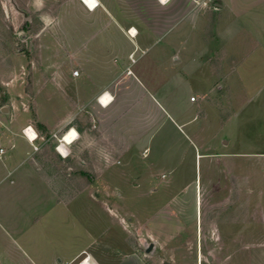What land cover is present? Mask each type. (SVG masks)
Instances as JSON below:
<instances>
[{"label": "crops", "instance_id": "1", "mask_svg": "<svg viewBox=\"0 0 264 264\" xmlns=\"http://www.w3.org/2000/svg\"><path fill=\"white\" fill-rule=\"evenodd\" d=\"M160 1L165 3L167 0ZM202 1L208 5L210 0ZM216 1L213 9L219 15L211 25L215 33L213 36L204 35L206 18H201L194 11L185 13L188 10L187 2L183 12L185 15L181 14L173 22L170 20L165 25L166 29L147 30L146 34L139 35L133 26L131 29L136 32L134 36L129 34V27L124 34V25L109 18L110 5L105 0H96L97 6L92 9L76 0L75 12L68 23L70 32L67 34H55L56 27L62 26L64 29L62 13L55 17L46 14L42 18L43 27H50L51 32L43 38L41 31L38 34L41 42H74L81 45H69L67 49L51 45V50H54L51 57L48 54L51 50L40 49V68L34 70L33 91L35 111L38 121L45 127L44 134L35 128L31 113L26 109L27 95L23 82L17 83L14 79L1 81L11 106L7 115H0V148L3 149L0 155V186L7 182L0 189V231L13 245L8 249L4 246L0 248V264H11L10 261L18 258L24 261L23 264H37L34 259L36 255L29 253L10 230H58L59 209H69L82 196L60 199L37 171L34 156L46 143V139L42 141L41 137L50 140L60 133V145L62 136L74 131L76 136L72 143L64 144L65 151L56 149L68 169L75 170L77 161L82 165L91 163L96 174L84 186L101 188V191L108 187L131 189L133 201L154 193L156 187L153 184L158 176L162 179V188L169 191L179 180L180 172L175 165L176 151L173 149L175 143L170 147L168 140L171 129L182 133L184 127L196 136L199 144H193L190 140L189 143L194 148L197 171L201 159L206 158L210 166L214 159L217 165L220 163V153L213 151L212 143H203L200 137L202 131L198 132L205 118L204 107L209 103L205 101L206 95L201 87L198 92V83H192L190 78L195 74L229 76L228 101L232 114L222 121L216 109L219 124L216 134L219 137L220 129L235 126L239 109L235 105V89L238 87L234 82H244L241 67L245 66L246 71L255 74L264 67V42L257 41L254 49L250 50L253 54L262 50L261 55L252 56L251 53L241 57L238 50L243 42L237 39L236 32L244 29L243 18L259 16L264 19V0ZM199 10L202 13L205 11L201 7ZM78 12L84 15L82 19H78ZM225 15L229 19L224 18ZM73 19L78 22V28L80 25L85 28L84 33L72 34L71 26L73 31L78 29ZM183 23L188 26L180 28L181 33L171 36ZM162 39L167 43L165 55L161 59L156 54L149 56L148 51L155 49ZM91 43L97 45L93 47ZM100 50L102 52H98ZM138 50H141V55L137 60L134 53ZM215 57L219 62L214 61ZM131 58L135 59L133 63ZM162 65L168 69L166 79L159 81L148 76V72H158ZM74 70H78V75L72 74ZM245 83H248V79ZM217 85V89H220V85ZM248 89L251 91L246 92ZM240 90L245 92L244 109L253 103L264 102L262 79H256L253 86L248 88L246 84ZM102 93L107 94L106 98L100 97ZM110 96L113 99L106 102ZM191 97L194 99L191 100ZM18 109L20 113L16 112ZM195 123L198 124L195 126ZM26 126H31L40 134L33 143L22 132ZM166 126L170 127L165 129ZM182 134L188 141L189 133L186 135L183 131ZM228 142V139L219 137V143L227 145ZM82 143L86 144L85 147L92 144L80 154L83 159L78 156ZM33 146H37V149ZM246 154L264 157V148ZM162 162L167 163L166 168L158 169ZM78 167L81 168L80 165ZM155 185L158 186V183ZM98 197L105 200L102 195ZM65 219L63 224L68 226L69 215ZM92 237L87 243L92 241ZM87 243L77 250L62 253L57 263L53 261L52 264H78L85 257H88L90 264H100L91 250H87Z\"/></svg>", "mask_w": 264, "mask_h": 264}, {"label": "rangeland", "instance_id": "2", "mask_svg": "<svg viewBox=\"0 0 264 264\" xmlns=\"http://www.w3.org/2000/svg\"><path fill=\"white\" fill-rule=\"evenodd\" d=\"M84 1L89 9L97 6L96 0ZM105 1L110 5L109 18L124 25V34L128 27L130 31L133 26L139 35L146 34L147 30L166 29L165 25L170 20L173 22L184 14L185 2L188 8L185 13L194 11L201 18H206L207 27L204 35L215 34L211 25L219 15L218 11L213 9L216 0H210L208 5L202 0L182 2L167 0L165 3H161L160 0ZM75 4L76 0H0V115H7L11 106L2 87L3 79H14L17 83L22 81L26 93L27 76L31 74L32 93H26V109L31 113V105L35 107L33 77L35 68H40V49L51 50V45L62 46L65 49L69 45L72 47L81 45L74 42L60 44L41 42L38 36L41 31L42 37L51 32L50 27L45 28L42 24V18L46 14L55 17L62 13L61 23L64 29L62 26L56 27L55 34L69 33L68 23L75 12ZM200 7L205 9L204 13L200 12ZM77 16L78 19H82L84 15L78 12ZM224 18L229 19L226 15ZM73 20L74 26L77 25L78 28V22L76 19ZM241 20L245 26L243 30L236 32V36L239 41L242 39V48L238 47V51L241 57H244L252 53L250 50L254 49L257 41L264 42V19L249 16ZM184 24L172 32L171 36L181 33L180 28L188 26ZM71 30L73 35H78L84 33L85 28L80 25L73 31L71 26ZM145 37L148 38L147 35ZM96 45L90 44L93 47ZM166 47V40L162 39L155 49L148 51V55L156 54L158 59H161L167 51ZM53 51H49L50 57ZM261 53L262 50H259L252 53V56ZM140 55L141 50H138L134 53V58L137 59ZM214 61L219 62V59L216 58ZM29 62L30 69L27 68ZM162 66L158 72H148V76L159 81L166 79L168 69L167 66ZM260 70L255 74L246 71L245 66H242L241 74H244L241 77L244 80L242 83L234 82L235 76H231L238 87L235 89L237 92L235 105L239 111L235 126L220 129L219 137L228 139L227 145L219 143L216 134L219 127L216 109L222 121L232 114L228 101L229 76L223 74L191 76L190 81L198 83V92L201 87L202 93L206 95L205 101L212 105L204 107L205 118L198 132L202 131L200 137L202 136L203 143H212L213 151L220 153L218 158L220 163L217 165L214 159L213 165L211 163L210 166L206 158L201 159L197 171L194 148L189 143L190 140L193 144H199L196 136L183 127L185 134L189 133L187 141L183 137V131L181 133L171 129L168 140L170 147L175 143L173 146L176 151L175 165L178 166L180 176L170 191L162 188V179L159 176L155 178L153 184L156 191L138 201H133L131 189L108 187L101 191V188L86 187L83 184L96 174L94 165L91 163L82 165L77 161L75 170L68 169V165L61 160L60 154L56 151L60 133L50 140L44 138L46 143L34 156L37 171L60 199L82 196L78 197L69 209H59L60 229L21 232L10 230L11 234L15 239L21 240V245L29 253L36 255L34 259L37 264H52L53 261L57 263L63 256L62 253L77 250L88 242L90 236L93 237L92 241L87 243V250H91L94 259L100 264H264V157L246 154L264 148V139L261 140L264 138V102L257 105L253 103L244 109L245 92L240 90L246 84L248 88L253 86L256 79L264 81V67ZM247 79L248 83H245ZM217 84L220 85V89H217ZM18 111L19 109L16 110ZM196 124L198 123H195V126ZM167 127L170 126H166L165 129ZM85 145L82 143L79 146V158L83 159L80 154L92 146ZM166 165L167 163L162 162L157 167L166 168ZM3 185L0 189L4 188ZM99 195L104 196L105 200L99 198ZM68 215L70 220L67 226L63 223ZM12 245L0 231V248L4 246L8 249ZM83 260H88V257L83 258L78 264ZM23 262L18 258L9 263Z\"/></svg>", "mask_w": 264, "mask_h": 264}, {"label": "built area", "instance_id": "3", "mask_svg": "<svg viewBox=\"0 0 264 264\" xmlns=\"http://www.w3.org/2000/svg\"><path fill=\"white\" fill-rule=\"evenodd\" d=\"M82 1V3L84 2V0H81ZM130 61H131V63H133L134 61H135V59H133V58H131L130 59ZM72 74L73 75H78V70H74L73 72H72ZM104 94L105 93H102L101 95H100V97H103L104 96ZM113 99V97L112 96H110V98L108 99V101L110 102L111 100ZM194 99V97H191V100H193ZM33 132V136H30V132ZM22 132H23V134L26 136V138L29 140V142H31V143H33L38 137H39V133L34 129V128H32L31 126H26V127H24L23 128V130H22ZM41 139H42V141H45V139H44V137H41ZM33 148L34 149H37V146H33ZM59 148V144L56 146V149H58ZM2 152H3V149L2 148H0V155L2 154ZM84 261V260H83Z\"/></svg>", "mask_w": 264, "mask_h": 264}, {"label": "trees", "instance_id": "4", "mask_svg": "<svg viewBox=\"0 0 264 264\" xmlns=\"http://www.w3.org/2000/svg\"><path fill=\"white\" fill-rule=\"evenodd\" d=\"M27 68L30 69V62L27 64ZM31 85H32V76L31 74H29L27 76V85L25 86V91L27 94H31ZM31 117L34 121V124H35V127L37 128L38 131H40L41 133H45V127L42 123H40L38 121V118H37V114H36V111H35V107L34 105H31ZM226 119H224L223 121H225ZM62 160V159H61ZM63 161V160H62ZM87 182H89V180L87 179Z\"/></svg>", "mask_w": 264, "mask_h": 264}, {"label": "bare ground", "instance_id": "5", "mask_svg": "<svg viewBox=\"0 0 264 264\" xmlns=\"http://www.w3.org/2000/svg\"><path fill=\"white\" fill-rule=\"evenodd\" d=\"M83 3L87 6L85 1ZM129 34L131 36H134L136 34V32H135V30L132 29ZM106 95L107 94H104L103 98H106ZM109 98H107L106 102L108 101ZM30 136H33V132L32 131L30 132ZM75 136H76V133L74 131H72V130L68 134L63 135L62 139H61V144L59 145V148H58L59 152H64L65 151L64 150V144L71 142V140H73L75 138ZM81 264H89V261L88 260H84V261H82Z\"/></svg>", "mask_w": 264, "mask_h": 264}, {"label": "snow or ice", "instance_id": "6", "mask_svg": "<svg viewBox=\"0 0 264 264\" xmlns=\"http://www.w3.org/2000/svg\"><path fill=\"white\" fill-rule=\"evenodd\" d=\"M162 2H164V0H162Z\"/></svg>", "mask_w": 264, "mask_h": 264}]
</instances>
